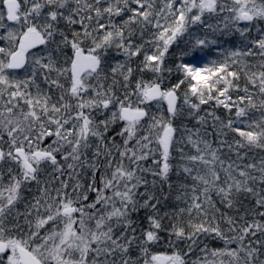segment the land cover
I'll list each match as a JSON object with an SVG mask.
<instances>
[{
  "label": "snow or ice",
  "instance_id": "6c2138e0",
  "mask_svg": "<svg viewBox=\"0 0 264 264\" xmlns=\"http://www.w3.org/2000/svg\"><path fill=\"white\" fill-rule=\"evenodd\" d=\"M0 264H264V0H0Z\"/></svg>",
  "mask_w": 264,
  "mask_h": 264
}]
</instances>
